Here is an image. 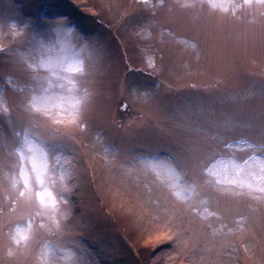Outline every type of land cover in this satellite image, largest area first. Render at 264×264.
I'll list each match as a JSON object with an SVG mask.
<instances>
[{
	"label": "rangeland",
	"instance_id": "374dc122",
	"mask_svg": "<svg viewBox=\"0 0 264 264\" xmlns=\"http://www.w3.org/2000/svg\"><path fill=\"white\" fill-rule=\"evenodd\" d=\"M0 264H264V0H0Z\"/></svg>",
	"mask_w": 264,
	"mask_h": 264
}]
</instances>
